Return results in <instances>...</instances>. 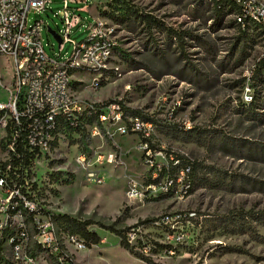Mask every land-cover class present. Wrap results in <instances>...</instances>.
I'll return each instance as SVG.
<instances>
[{
	"label": "rangeland",
	"instance_id": "rangeland-1",
	"mask_svg": "<svg viewBox=\"0 0 264 264\" xmlns=\"http://www.w3.org/2000/svg\"><path fill=\"white\" fill-rule=\"evenodd\" d=\"M84 5L70 39L80 41L88 24L100 18L112 28L116 47L100 85L92 87V74L73 84L76 94L88 101L120 100L130 111L155 119L156 143L202 168L183 200L134 198L129 191L142 187L145 173L137 135L93 139L71 131L60 137L57 148L34 164L42 211L121 229L138 225L145 241L161 239L163 227L155 221L168 215L185 235L172 252L132 251L114 232L92 224L101 242L81 250L69 245L75 263L264 264V65L256 70L264 59V35L243 34L234 15L219 16L201 0H88ZM62 14V0H53L29 18L42 19L46 52L67 57L73 44L60 46L48 30L65 31ZM140 14L164 26L146 23ZM248 87L252 105L244 101ZM4 94L0 90V100L7 102ZM80 152L86 154L85 166L77 160Z\"/></svg>",
	"mask_w": 264,
	"mask_h": 264
},
{
	"label": "built area",
	"instance_id": "built-area-1",
	"mask_svg": "<svg viewBox=\"0 0 264 264\" xmlns=\"http://www.w3.org/2000/svg\"><path fill=\"white\" fill-rule=\"evenodd\" d=\"M52 1L0 0V90L8 96L7 102L0 100V264H76L69 245L75 250L87 247L83 238L63 231L51 213L42 211V183L36 178L34 164L56 149L65 135L61 120L69 121L73 128L84 123L93 139L137 135L144 181L140 189L132 188L129 196L183 200L194 188L193 160L156 143L155 121L127 113L120 100L88 101L76 94L73 84L92 74L96 75L92 87L100 85L116 40L112 28L100 18L88 24L87 35L80 41L70 39V29L82 22L77 11L83 10L88 0H62L65 31H58L60 46L71 42L73 49L67 57L60 52L49 55L42 41L43 21L31 20L29 15L50 7ZM201 1L213 7L228 2L225 10L235 6L229 14L241 29L249 32L257 28L264 35V0ZM75 2L84 4L72 7ZM244 101H254L249 87ZM88 118L93 120L86 122ZM77 160L85 166L86 154L80 152ZM171 218L167 215L155 221L163 227L159 241H145L138 225L129 228L126 238L142 252L152 251L155 243L172 252L185 235L171 224Z\"/></svg>",
	"mask_w": 264,
	"mask_h": 264
},
{
	"label": "trees",
	"instance_id": "trees-1",
	"mask_svg": "<svg viewBox=\"0 0 264 264\" xmlns=\"http://www.w3.org/2000/svg\"><path fill=\"white\" fill-rule=\"evenodd\" d=\"M221 4L222 5L220 7H218V5L217 6L215 5V7H214L216 13L219 16L224 14V13H231L235 8V6L232 5L226 11L225 9L228 6V2L224 1ZM139 16L146 23H150V24L152 23V24L164 26V24L159 19L153 17L150 14H140ZM234 23H236V20H234ZM237 25L243 34L247 32L246 30L241 29L239 24H237ZM167 29L170 33H172L174 35H179L178 31H176L175 29H173L171 27H168ZM259 33L262 34L263 30H260ZM263 65H264V59L260 61L258 68L256 69L257 72L260 71V69L263 67ZM121 103H122V101H121ZM253 103H254V101L249 103V105H252ZM125 110L129 114L140 115L144 119H152L153 121H155V119L141 115L137 111H130L127 107H125ZM92 120H93V118H88V119H86V122H91ZM155 123H156V121H155ZM61 127L64 128V130H65L64 134H67L71 131H76V132L88 135L86 128L84 126V123H82L81 125H78L76 128H73V126L70 125L69 121L66 122L64 120H61ZM189 132H191V131L189 130ZM192 136L193 135L190 134V136L188 137V140H193ZM181 157L185 158V156H181ZM14 163H17V160H14ZM191 164H192V169H193V180H194L193 182L195 184V176L197 175L198 171L202 168V165L197 160L191 161ZM57 174H60V173L58 172ZM51 217H52V220L54 222H56V224L63 231L69 232L71 234H76V235L80 236L81 238H83L87 246H91L93 244H98L101 242V236L99 235V233H97L96 231L89 228V226L92 224H98L101 228H104L106 230L114 232L116 235H118L120 237V243L124 248L134 251V247L128 242V240L126 238V232L129 230L130 227H125L123 229L116 228L115 225H106V224H103L100 222H96L92 219L81 220V219L76 218V217H74L70 214H67V213H65V214L51 213ZM150 220H154V219H147L146 221H150ZM155 245H156L155 247H152V251H156V248H159V249L165 248V245L160 244V243H155ZM135 253H137L141 259H144L147 262H151L150 258H148L144 254L140 253L139 251H135ZM1 258H2V254H1V248H0V259Z\"/></svg>",
	"mask_w": 264,
	"mask_h": 264
},
{
	"label": "water",
	"instance_id": "water-1",
	"mask_svg": "<svg viewBox=\"0 0 264 264\" xmlns=\"http://www.w3.org/2000/svg\"><path fill=\"white\" fill-rule=\"evenodd\" d=\"M48 30L51 34L54 35L60 45L62 43V37L60 36V34L56 30L51 29L50 27H48Z\"/></svg>",
	"mask_w": 264,
	"mask_h": 264
}]
</instances>
